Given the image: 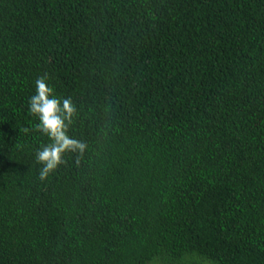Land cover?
Instances as JSON below:
<instances>
[{
    "label": "trees",
    "instance_id": "1",
    "mask_svg": "<svg viewBox=\"0 0 264 264\" xmlns=\"http://www.w3.org/2000/svg\"><path fill=\"white\" fill-rule=\"evenodd\" d=\"M0 264H264V0H0Z\"/></svg>",
    "mask_w": 264,
    "mask_h": 264
},
{
    "label": "clouds",
    "instance_id": "2",
    "mask_svg": "<svg viewBox=\"0 0 264 264\" xmlns=\"http://www.w3.org/2000/svg\"><path fill=\"white\" fill-rule=\"evenodd\" d=\"M35 93L29 97L28 110L38 117L35 127L50 138V143L37 150L35 159L42 165L40 178L46 177L63 162L66 151L81 152L85 145L67 134L75 108L70 98L59 99L52 95V88L46 77L35 81Z\"/></svg>",
    "mask_w": 264,
    "mask_h": 264
}]
</instances>
